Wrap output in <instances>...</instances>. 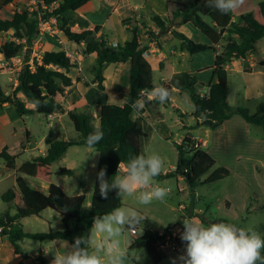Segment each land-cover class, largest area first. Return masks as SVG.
Wrapping results in <instances>:
<instances>
[{"label":"trees","instance_id":"1","mask_svg":"<svg viewBox=\"0 0 264 264\" xmlns=\"http://www.w3.org/2000/svg\"><path fill=\"white\" fill-rule=\"evenodd\" d=\"M15 0H3V5L12 4ZM38 10H15L11 18L0 15V34H7L13 30L11 39L0 43V55L4 61L11 58H21L22 66L17 75V84L9 94L0 87V104L10 103L14 106L19 116L32 114L25 104L18 98L24 95L34 105L35 112L45 117L55 113L65 112L62 102L66 92L74 86L70 72L74 65L67 53L60 51H43L41 57L32 56L33 45L40 35V26L50 19H59V30L69 43L80 46L89 38L91 42L85 44L82 54L87 57L96 54L95 63L91 67L95 92L104 91V70L110 64L130 63L128 101L123 105L104 104L96 109L98 126L104 133L103 139L93 149L99 151L98 162L93 181V194L90 208L84 209V195L68 196L57 185L51 183L53 174L52 165L58 161L72 146H86V137L95 131L94 118L89 112H77L71 110L67 115L77 134L75 140H56L50 143L45 154L29 161H24L20 166L15 165L16 157L8 153L7 148L0 152V158L4 161L6 171L15 173V186L6 190L1 195L2 202L9 204L14 209V215L8 212L0 217V238L7 236L14 249L16 257L26 258L21 243L30 241H68L74 242L75 237L87 236L96 216H102L116 207H124L117 190L113 189L103 198L99 192L97 174L101 168L106 169V179L111 181L114 175H118V165L137 156L142 151V138L146 135L140 123L132 118V102L139 98L142 89H151L152 69L146 60L144 53L147 48L138 40L140 27H130L129 19L122 20L127 32L132 34L130 41L116 46L109 43L104 37H96L100 26L93 30L75 32L69 26V19L63 16L67 12H75L91 0H35ZM44 7L45 9H42ZM1 11V8H0ZM172 17H181L182 24L190 23L198 29L211 43L207 46L194 42L185 34L173 29L165 23L159 15L151 16L159 33L155 34L144 28V34L150 41H156L159 36L170 33L181 43V50L189 55H194L207 50H213L214 46L222 45V51L215 55L213 63V82L205 86L208 91L204 96L195 90L198 83L196 77L187 73L172 80L169 85L160 83L173 93L172 88L180 93H186L193 104L194 126L217 128L233 116L241 117L246 123L261 127L264 138V99L257 104L256 111L250 113L248 109L231 106L227 102L228 71L225 65L232 59L244 60L248 54L254 53L256 44L264 37V0L255 4L254 0H245V4L234 13L221 14L214 8L206 6L205 0H194L189 6H182L172 13ZM207 18L209 22H205ZM142 28V29H143ZM159 47V46H158ZM264 69V61L258 64ZM78 81V80H77ZM87 85V84H86ZM159 85V86H160ZM39 102V107H37ZM183 128H188L183 126ZM197 143L190 135L183 138L177 147L178 159L174 171L176 176H181L189 190L220 181L230 175L224 168H218L208 174L215 165L214 159L202 149L194 148ZM62 175H71L72 170L60 168ZM22 176L37 179L47 186V192L31 188ZM46 210L58 213L63 229L61 231H49L47 233L25 232L22 220L37 217ZM198 218L205 224H209L204 216ZM222 222V221H221ZM264 236V224L261 226ZM164 235L156 230H145L143 235L135 238L130 244V249H146L154 263L161 259L160 245ZM178 247L186 245L181 239L176 240ZM18 264H25L22 261ZM40 264L41 263L40 261Z\"/></svg>","mask_w":264,"mask_h":264},{"label":"crops","instance_id":"2","mask_svg":"<svg viewBox=\"0 0 264 264\" xmlns=\"http://www.w3.org/2000/svg\"><path fill=\"white\" fill-rule=\"evenodd\" d=\"M93 1L95 0H91L83 7H81L80 9L74 12L76 13L78 18V21H76L77 22L76 30L82 32L85 30H93L95 26H100V30L97 32L95 36L104 37L112 45L115 40H111L104 33L106 25L109 19L111 18L106 16L104 17V14L111 12L112 8H114V11L111 13V16L116 12L119 13L120 8L126 6L128 7L130 14L126 15L125 18L127 19L133 18L137 14L138 17L141 16L143 20H147L149 19V17H151V14L149 13L146 7L149 5V3L153 2L157 4L158 10L162 11L163 13L162 15L156 13V15H159L160 18L165 23H168L169 21H171L170 16H172V13L177 9L181 8L182 6H184L177 3H173L171 2V0H145L142 6L134 5L133 7L130 6L129 0H117V1L97 0L96 4L91 6V3ZM193 1L194 0H191L190 2L192 3ZM9 5H13V3ZM99 13L101 15H99ZM174 19L175 18H173L172 21ZM132 24H133L132 27H137V26L140 27L139 22L136 20V17L133 18ZM187 25L193 27V29L191 28V30L196 36L197 39V40L195 39L196 42L205 44L207 46L211 45L209 40L206 38H202V36L200 35L203 34L190 23L182 24L181 21L180 23H178L176 28L175 27L172 28L185 34L189 38L190 35L184 31V28ZM146 28L148 30H151L155 34L159 33L158 27L152 22L151 24H146ZM143 30L144 29L140 27L137 37L139 42L144 47L147 48V51L145 52L144 56L151 66L152 82L154 86H159L160 83L169 85L173 79L179 77L184 73H187L190 76L196 77L198 82L196 85L200 87L198 88V91L196 90L197 92L204 94L201 92L203 88L205 89L204 90L205 93L208 91V89L205 88L204 86H207L210 82L214 81L212 77L213 63H214L215 55L222 51L223 44L214 46L213 50H207L194 55H189L187 52L181 50L180 41L174 38L170 33H166L159 36L156 41L154 40L150 41L144 35ZM190 38L193 39L195 37H190ZM84 43H82L80 46L85 45ZM119 44H123V43H119ZM87 57H90L92 61L96 59V54H91ZM87 57L85 58L87 59ZM262 61H264V53H262V50L256 46L255 52L248 54L244 60L232 59L230 62H228L225 65L224 68L229 73L228 74L229 87L227 93V102L229 105L246 108L250 113H254L256 111L258 102L264 99V69L258 66V64ZM92 65L93 64L90 62L88 66L92 67ZM129 68H130L129 62L110 64L106 67V69L104 70V77H105L104 91L96 95L97 100L100 103L99 106L104 104L123 105L128 101ZM108 69L110 70L106 71ZM15 77H17V71H15ZM155 77H157L158 80L157 82L154 80ZM15 86H16V78L14 81V87ZM0 87L2 88L1 84ZM172 91L173 94L171 95V99L168 102L173 101V98L175 96L184 101L186 98H188L186 93H180L175 88H172ZM103 93L106 95L104 96ZM5 94H9V93L5 92ZM21 97H22L21 94H19L18 98L22 101ZM160 104L161 103H159L158 101L149 102L141 110L139 116L132 115V118L137 120L142 126V128H144L145 126L157 127L158 124L164 123V120L159 116ZM62 106L65 110V105L63 103ZM174 108L176 109V112L179 113L180 118L187 116V114L181 112L176 105H174ZM71 110L73 111V108L69 110H65L64 113L67 114V112ZM193 111L190 114V117L192 116ZM8 113L11 114L13 119L16 120L24 118L18 115L12 104L10 103L1 104L0 120L3 117H6V114ZM57 115L58 113H55L47 117L43 116L45 118V121H47L45 127L46 131L44 132L43 137L39 141L37 140L31 141L30 137L32 132L29 131L28 129H25V140L28 145L24 146L20 142L11 143V148L14 150V152L10 153L8 151V153L16 157L15 165L17 167L20 166L24 161H29L34 158H37L38 156H43L50 143L58 140L53 138V134L51 132V128L54 124L52 120L56 119ZM259 128L261 129V127L253 126L246 123L241 117L233 116L217 128L212 129L209 127H200L195 130L198 133V135L196 137H192V136L191 137L199 143L202 149L205 148L206 153H208L215 161L214 167L211 169V171L208 174H206L203 177V179L207 178V176L211 172H213L218 168L227 169L230 175L215 183L207 184V185H214L213 186L215 188L214 191H217V187L221 185L223 187L219 189L218 194L211 199V202L209 204L208 203L204 204V207H199L198 204L201 202V199L203 197L206 198L207 196L206 194L205 196H202L199 195V191L197 189H195L194 191L189 190L186 183L182 188H180V191H182L181 193H184V195L186 194L185 193L186 190L190 192H188L189 194L185 195V199H186L185 202L179 205V206H183L184 210L179 212V217L177 221L169 226V229L171 230L172 234L175 231H181V232L183 231L182 220L183 217L185 216H189V217L194 216L198 218L199 215H202L204 216L205 220H207L209 223L221 222V221L225 223H230L229 221H234L236 219L235 211H237L239 214H243V212H246V210H248L247 208L248 202H251L253 200L252 196L257 194L255 188L258 186V182H259V177L257 174L258 169L260 168L259 165L260 164L263 165L264 163V138H263V134L259 132L258 130ZM2 129L3 127L0 126V131ZM160 131L162 132V134L163 133L166 134L165 129L161 128ZM188 135H190L189 131H188ZM47 137L48 139H46ZM29 140L30 142H33L34 144L33 146L29 143ZM63 140L67 141L66 138H63ZM43 142L45 143V148L44 147L42 148ZM5 147L7 148V150H9V147L6 145L2 147V149ZM220 150H222L223 152H218ZM21 151L22 153H20ZM67 152L68 151H66L65 154H67ZM65 154L63 156H65ZM260 154H262L263 157H261ZM24 156H26L25 158L27 159H24ZM17 158H20V161ZM60 159L55 163H53L52 171L54 170V166L57 163H59V161L62 166L60 168H66V169L70 168L68 166H65V164H68L67 161L64 162L63 160ZM97 162H98V158L95 165H97ZM60 168H58V170ZM91 168L92 171L95 172L96 166L95 167L91 166ZM58 170L57 173H59ZM122 171L123 169L119 171L118 175H120ZM73 174L74 172L72 171V174L68 176H72ZM13 175H14V179H16L17 175L15 173H13ZM21 177L23 179L27 178L26 176H22V175ZM93 181L91 182V185L88 184L84 185L83 183L80 182L77 186L76 184H67L66 187H64V185L60 181L54 182L51 177V183L59 186L66 195L68 196L84 195L85 196V202L83 205L84 209L90 208L91 205V196L93 194ZM204 186L206 185L201 186V188ZM39 188L41 192L43 193L47 192L46 185ZM68 191H70L71 193L67 194ZM236 195L238 196V200H235ZM120 200L122 204L126 206V204L122 201V199ZM234 205L236 206L235 209H234ZM212 207H214V209H216V211L220 215L218 221H213L212 219H210L211 217L210 211ZM250 210L252 211L264 210V205L259 208L251 207ZM12 212H13L12 214L11 213L9 214L14 215L15 211L13 210ZM144 222L145 221H143L136 228V235H133L135 236V238L140 237L137 236L139 232L138 230L139 228L140 230L142 229L143 232L145 230H150L147 227H145L146 223ZM21 223L23 225L24 231L29 233H47L49 231L56 232V231H61L63 229L60 215L51 210H46L37 217L24 219L21 221ZM161 231L164 230H162L161 228L158 229V232ZM178 237H180V235H178ZM28 242H30V244H26ZM64 243L65 241L39 242V241L25 240L21 243V247L23 252L27 254V256L26 258H21V257H16L14 255V249L9 241V238L7 236H3L0 238V264H18L21 261L25 264H40V261L43 264H51V261L53 260V254L51 252H55L57 250L63 251ZM130 244L127 246L128 250L130 251V254L133 253H135V255L138 254L140 249L131 250ZM185 246L177 247L176 250L174 251L178 252ZM45 252H49V253L45 254ZM158 252L164 256L163 250L162 251L158 250ZM153 263L154 261L151 262V264ZM162 263L163 261L161 259L160 261L157 262V264H162ZM126 264H133V261L128 260L126 261ZM141 264L143 263L141 262ZM147 264H150V262H148Z\"/></svg>","mask_w":264,"mask_h":264},{"label":"rangeland","instance_id":"3","mask_svg":"<svg viewBox=\"0 0 264 264\" xmlns=\"http://www.w3.org/2000/svg\"><path fill=\"white\" fill-rule=\"evenodd\" d=\"M144 1L145 0H129V4L131 7H133L134 5L142 6ZM190 1L191 0H171V2L173 3H177L184 6L189 5L191 3ZM260 1L262 0H254V3H259ZM96 2L97 0L93 1L91 3V6L96 4ZM0 8V13L2 17L8 19L11 18L12 13L15 10L19 12H22L24 10L37 12L38 10L37 3L35 0H15L13 2V5H3V1L0 0ZM146 8L148 9L151 16L155 15L156 13L160 15L163 14L162 11L158 10L157 4L153 2L149 3ZM42 9L45 8L42 7ZM111 10V12L104 14V17H111L106 25L104 33L111 40H115L113 42L114 46H116L117 43H124L130 41L132 34L127 32L124 29V25L121 24V21L123 19H127L125 18V16L130 14L128 7H121L119 13L116 12L112 14V16L111 13L114 11V8H112ZM99 15L101 14L99 13ZM63 16H66L69 19L68 26L73 31L80 32L76 30V21H78L76 13L67 12ZM134 17H136V20L139 22V25L142 28L143 26H146V24H151V17H149V19L147 20H143L142 17H138L137 14ZM133 18H128V25L130 27L133 26ZM170 19V26L176 28L178 24L172 23V16H170ZM204 21L207 23L209 22L207 18H204ZM191 28L193 29V27L187 25L184 28V31L188 33L190 37H195L193 39H191L190 37L189 38L196 42V36L191 30ZM12 33L13 30H10L7 34L0 35V43L5 41L6 39L11 38ZM200 36H202V38H206L203 35ZM91 41L92 38H89L84 44ZM84 46L85 45L77 46L69 43L59 30V19L53 18L50 19V21L41 24L40 35L34 42L32 56L39 58L41 57L43 51L63 50L67 53V55L72 61V64L74 65L72 71L70 72V76L74 80V86L67 90L66 97L62 103L65 105V110L73 108V110H76L78 112L91 113L94 118L93 125L97 127L98 118L96 115V109L100 105V103L98 102L96 95L102 92H95V86L92 83L93 75L91 73V66H88L90 62L94 64L95 60L91 61L90 57H87L86 59L83 56L82 51L84 49ZM256 46L262 50V53H264V37L257 42ZM14 69L15 68H13L10 64H7V62H5L0 55V84L2 85L4 92L11 93L13 91L14 81L16 78ZM109 70L110 69L106 71ZM154 80L157 82V77H155ZM194 88L198 91V88L200 87L196 85V87ZM204 90L205 89L203 88L201 92L205 93ZM104 93L103 95L105 96L106 94ZM21 96L22 101L25 103V106L28 109L32 110V114L23 116V119L16 120L13 119L12 115L8 113L6 114V117H3L0 120V126L3 127V129L0 131V151L2 147L6 145L9 147L8 151L10 153L14 152V150L11 148V143L13 142H20L24 146L28 145L25 140V129H28L32 132L30 137L31 141H39L43 137L44 132L46 131L45 127L47 121H45V116L43 117V115L36 113L33 103L29 101L24 95ZM189 100L190 99L186 98L184 101L175 96L173 98V101H167L163 104H160L159 116L164 120V123L158 124L157 127L145 126L143 128V131L146 135L144 138H142L143 154L150 155L152 153H156L159 154L164 161L162 172L154 178L152 183L153 185L160 184L161 186L170 189V192L168 197L164 201L154 200L148 206L140 205L138 203L136 196L139 193L131 197H125L122 199V201L126 204V206L124 205L125 208L136 209L140 214L148 218L144 220V223H146L145 227L150 230L158 231V229L161 228L164 231H169V226L171 224H174L169 222H174L178 219L180 212L178 211V207L181 203L185 202V195L189 194L188 192H190L186 190L185 195L184 193H181L182 191H180V188L185 185V182L181 176L178 177L174 174L178 159L176 146L181 143L185 136L188 135V131L190 136L192 137H196L198 135V133L195 131L196 129H189V127H193L195 123L194 119H192L193 117H190V114L193 111V107L192 103H190L191 101ZM174 105H176L181 112L186 113L187 116L180 118L179 113L176 112V109L174 108ZM52 121L54 122V124L51 128V132L53 134L54 139L63 140V138H66L67 141L76 139L75 137L77 136V134L75 133V131H73L72 123L66 113L58 114L56 116V119ZM184 125H186L188 128H183ZM161 128L166 130V134H162V132L160 131ZM258 130L260 133L263 134V131L260 128ZM46 139H48V137ZM30 140L29 143L33 146L34 144L33 142H30ZM43 147L45 148L44 142L42 148ZM203 150L206 151L205 148ZM67 151V154H65V156H62L60 160H63L64 162L67 161L68 164H65V166L70 167L69 169H72L74 174L72 176H68L60 175L59 173H57L58 168L62 167L59 161V163L54 166L52 180L54 182L60 181L64 185V187H66L67 184H76L77 186L80 182L84 185H91V182L94 179L93 177H95V172L92 171L91 166H93V164H96L98 158V155L91 156L95 152V149L88 148L87 146H72L68 148ZM218 152L223 151L220 150ZM20 153H22V151ZM260 155L261 157H263L262 154ZM25 157L26 156H24V159H27ZM17 159H19L20 161V158ZM259 167L260 168L258 169L257 173L259 177V182L258 186L255 188L257 194L252 196L253 200L251 202H248V210H246V212H243V214H239L237 211H235L236 219L234 221L229 222L236 224L238 227L251 228L252 230L261 234V226L264 224V210H250L251 207L259 208L264 205V163L263 165L260 164ZM25 179L28 185L34 189L40 190L39 187H43L45 185L41 181L31 177H27ZM13 185L15 186L14 175L12 172L6 171L4 161L0 158V217L7 212L11 214L13 213L12 211L14 209L12 208V206L2 202L1 200V195L6 190L12 188ZM213 186L214 185H206L202 188H197V190L199 191V195H207L206 198L203 197L201 199V202L198 204L199 207H204V204L207 203L209 204L211 202V199L218 194L219 189L223 187L221 185L217 187V191H214L215 188ZM70 193V191L67 192V194ZM235 200H238L237 195L235 196ZM235 207L236 206L234 205V209ZM210 214V219H212L213 221H218L220 215L218 214L216 209H214V207L211 208ZM167 223V227L162 226L166 225ZM138 230L139 232L137 236H141L143 230H140V228ZM134 239L135 236L131 235L130 232L126 231L122 236L123 246L127 248V246ZM26 244H30V242ZM185 247L179 250L178 252L174 250H163L164 256H161L162 254H160L161 260L163 261L162 264H172L174 259H178L180 255L185 254ZM144 253L146 254V258L142 261V263L147 264L148 262H150L151 264L153 260L150 254L146 249L144 250ZM130 255H135V253Z\"/></svg>","mask_w":264,"mask_h":264},{"label":"clouds","instance_id":"4","mask_svg":"<svg viewBox=\"0 0 264 264\" xmlns=\"http://www.w3.org/2000/svg\"><path fill=\"white\" fill-rule=\"evenodd\" d=\"M205 3L221 14H229L241 9L245 0H205ZM170 99L171 91L162 85L142 89L139 98L131 104L133 115L139 116L149 102L163 104ZM103 136V131L97 127L86 137V146L94 148ZM98 154L99 151H95L91 156ZM163 165L159 154L141 153L130 158L126 164L121 161L117 172L123 171L120 175H114L111 181L106 179V169L101 168L97 174L100 195L106 199L108 193L115 189L120 199L139 193L136 199L144 206L154 200L164 201L170 189L152 183L162 172ZM145 219L148 218L136 209L125 207H116L102 216H96L87 236H77L71 244L65 241L63 251L51 252V264H126L128 260L141 264L146 258L144 250L130 255L128 248L123 246L122 236L126 231H135ZM182 224L180 239L186 242L185 254L180 255L178 260L174 259L172 264H264V236L251 228L225 222L205 225L194 216L183 217Z\"/></svg>","mask_w":264,"mask_h":264},{"label":"built area","instance_id":"5","mask_svg":"<svg viewBox=\"0 0 264 264\" xmlns=\"http://www.w3.org/2000/svg\"><path fill=\"white\" fill-rule=\"evenodd\" d=\"M145 55V53H144ZM7 64H10L14 69V71H17V75L18 72L21 69L22 66V60L21 58H11L10 60L7 61ZM16 83H17V77H16ZM95 86V84H93ZM200 96H204V94H200ZM200 145L199 143H194L193 147L194 148H198ZM184 210L183 206H179L178 207V211H182ZM173 229V228H172ZM132 235H136V230L130 232ZM161 234L164 235V239L160 245V251L162 250H176V248L178 247L176 244V240L180 239V237H178V235H180L181 231H175L173 234L171 233V230L169 231H161Z\"/></svg>","mask_w":264,"mask_h":264},{"label":"water","instance_id":"6","mask_svg":"<svg viewBox=\"0 0 264 264\" xmlns=\"http://www.w3.org/2000/svg\"><path fill=\"white\" fill-rule=\"evenodd\" d=\"M182 21V18L181 17H176L173 21H172V23L173 24H178V23H180Z\"/></svg>","mask_w":264,"mask_h":264}]
</instances>
